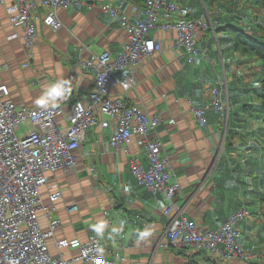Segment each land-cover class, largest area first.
Returning a JSON list of instances; mask_svg holds the SVG:
<instances>
[{"label": "crops", "instance_id": "1", "mask_svg": "<svg viewBox=\"0 0 264 264\" xmlns=\"http://www.w3.org/2000/svg\"><path fill=\"white\" fill-rule=\"evenodd\" d=\"M14 1L0 0L1 83L8 86L10 99L17 106L41 108L35 100L42 90L53 80H68L72 91L56 106L63 109L64 114L57 122L64 130L73 103L86 102L94 87L95 69L87 68L83 63L103 53L117 58L128 41L127 32L101 7L108 3L118 6L125 1L122 12L130 20L139 21L144 18L145 0H76L80 5L57 11L61 23L58 31L44 25L45 11L41 9L35 21L37 36L31 48L24 42L23 29L10 23L7 8ZM178 2L190 8L189 18H198L207 10L213 20L219 15V30L234 27L238 22L252 37L260 35L255 30L264 21V16L255 14V0H235V4L231 0L232 3L225 5L214 4L215 0H201L202 5L199 0ZM220 10L226 13L225 16ZM175 17L162 12V22L174 21ZM243 18L247 25L240 22ZM176 36L175 31L152 33L161 49L140 67L131 90L124 92L116 86L111 89V96L122 97L127 105L139 107L147 116L160 117L162 124L152 137L162 143L163 157L169 161L173 177L180 183L176 202L186 206V216L195 220L200 229L214 230L242 208L264 215V176L260 175L264 174V142L256 137L259 131H264V111L259 114L250 110L248 106L254 102L248 95L237 96L250 88L248 83L260 81L262 76L242 71L248 69L247 57L240 54L239 59L234 58L238 52L227 33L219 32L218 44L212 34L199 35L198 47L209 52L215 65L202 63L196 67L188 63L182 48L173 49ZM258 62L263 69L262 63ZM224 78L231 109L227 136L222 138L227 128L224 115L210 112L208 125L201 128L194 118L192 106L210 105L213 100L211 89L223 85ZM232 91L234 96H231ZM240 109L244 112H239ZM112 131L113 126L106 130L100 126L89 129L85 142L75 152V169L47 174L48 182L41 190V206L48 208L60 221L54 236L47 239L52 256L61 253L69 264H78L72 261L79 256L78 246L91 235H97L92 225L104 222V235L97 236L106 249L107 258L117 264L264 263V218L254 222L249 218L239 225L241 237L238 242L252 256L247 262L224 259L191 248L160 247L159 241L168 222L163 214L167 202L162 195L155 199L131 175L134 159L148 166L145 152L136 143L137 137L132 138L130 153L125 154L109 146ZM217 151L221 156L217 169L220 172L213 173ZM258 174L262 178V186L259 185L262 194L255 191ZM56 191L62 196L52 202L50 196ZM70 206L76 208L69 211ZM39 222L42 231H47L48 221L43 209H40ZM113 228L117 232L113 233ZM144 228H149L151 235L137 246L135 233ZM62 240L75 243V247L59 250L56 243Z\"/></svg>", "mask_w": 264, "mask_h": 264}, {"label": "built area", "instance_id": "2", "mask_svg": "<svg viewBox=\"0 0 264 264\" xmlns=\"http://www.w3.org/2000/svg\"><path fill=\"white\" fill-rule=\"evenodd\" d=\"M78 5L80 2L76 0H15L8 13L10 22L23 29L24 42L31 47L37 35L35 21L39 10L45 11L42 18L44 25L57 31L61 28L57 11ZM125 5L122 1L118 6L108 3L101 7L112 20H118L119 26L127 32L128 41L117 58L103 53L83 63L87 68L95 69L94 87L86 102L73 103L64 130L57 122V118L64 114L61 107L17 106L10 99L8 86L1 83L0 78V264H69L63 254L52 256L49 252L47 239L54 236L60 221L52 216L48 208L41 206V190L48 182V173L75 169V152L85 142L89 129L96 126L103 130L113 126L109 146L114 150L130 153L129 145L136 136L138 147L145 152L148 166L134 159L130 171L139 186L150 191L155 199L162 195L167 202L163 214L168 222L159 241L160 247L191 248L241 262L252 259L238 242L241 237L239 225L252 216L251 211L242 208L233 212L216 229H200L195 220L186 216V206L176 202L180 183L174 179L170 163L163 157L162 143L152 137L162 120L158 116H147L139 107L129 106L122 97L113 98L110 93L116 86L124 92L135 86L140 67L161 49L159 42L152 37V33L158 30L176 32L177 41L173 49L184 48L189 64L214 65L208 51H200L197 45L201 33L209 29L214 32L212 17L205 10L199 18L188 19L189 10L177 0H145L144 18L131 21L122 12ZM133 11L137 9L133 8ZM162 12L176 16V19L162 22ZM214 35L216 37L215 32ZM221 88L211 90L213 106H192V113L200 127L208 123L211 109L223 108ZM224 92L228 94L226 85ZM224 111V116H228L229 108ZM169 122L174 123L173 120ZM61 196L62 193L56 191L50 200L54 202ZM75 208L70 206L67 209L73 211ZM40 209H43L48 221L47 231H42L40 226ZM56 246L60 250L75 247V243L62 240ZM78 248L79 256L73 262L117 264L107 258L106 249L95 234Z\"/></svg>", "mask_w": 264, "mask_h": 264}, {"label": "rangeland", "instance_id": "3", "mask_svg": "<svg viewBox=\"0 0 264 264\" xmlns=\"http://www.w3.org/2000/svg\"><path fill=\"white\" fill-rule=\"evenodd\" d=\"M200 1V3H201V5H202V2H201V0H199ZM206 1H208V0H206ZM15 2V1H14ZM177 2H178V0H177ZM230 2H231V0H215V2H214V4H219V5H225V3H227V4H230ZM179 3V2H178ZM180 4V3H179ZM182 5V4H181ZM250 7H252L251 5H250ZM185 8H187L188 10H189V12L191 13V10H190V8L189 7H185ZM263 7L262 6H258L257 5V7H256V9H255V14L256 15H261L262 17L264 16V11H263ZM7 12H8V8H7ZM220 12H221V14H222V16H225V14L226 13H223L221 10H220ZM262 12H263V14H262ZM9 14V13H8ZM191 15L189 14V16H188V19H196V18H189ZM229 16H230V14H229ZM231 17H234V16H231ZM199 18V17H198ZM9 19H10V15H9ZM58 19V18H57ZM163 20V19H162ZM243 20H244V22L242 23V24H248V22H247V20L245 19V18H243ZM242 20V21H243ZM118 21V20H117ZM131 21H133V20H131ZM215 21H217V23H215ZM60 22V21H59ZM213 22H214V25H215V28H220V24H219V22H220V20H218V18L217 19H215V20H213ZM259 22V21H258ZM11 23V22H10ZM119 23V22H118ZM12 24V23H11ZM245 25V26H246ZM256 25V24H255ZM234 27L235 28H240V29H243V28H241V25H240V23H238V22H235L234 23ZM247 27V26H246ZM121 28V27H120ZM61 29V28H60ZM59 29V30H60ZM52 30V29H51ZM219 30V29H218ZM260 30H262L263 32H264V21L262 22V24L261 25H259L258 27H257V29L255 30L257 33H259L260 34ZM54 31V30H53ZM58 31V30H57ZM208 34H212L213 36H214V39H215V41H216V43L218 44V33H216L215 31V34H216V37H215V35H214V32L212 31V30H207L206 31ZM205 32H203V33H201V34H204ZM200 34V35H201ZM37 36V35H36ZM199 37V36H198ZM256 38H259L258 37V35L257 36H255ZM35 40V39H34ZM177 41V36H176V40H175V42ZM175 42H174V45H175ZM197 42H198V40H197ZM26 44V43H25ZM34 44V43H33ZM174 45H172V47H174ZM197 45H198V43H197ZM27 46V45H26ZM33 46V45H32ZM31 46V47H32ZM31 47H28V48H31ZM124 47V46H123ZM182 48V47H181ZM180 47L179 48H177V49H181ZM185 52H186V50L184 49V48H182ZM205 48H202V49H199L200 51H202V50H204ZM123 50V49H122ZM122 52V51H121ZM120 52V53H121ZM208 55H209V52H208ZM239 55L240 54H238V53H235L234 54V58L236 59V57H237V59H239L240 57H239ZM187 56V55H186ZM233 56V55H232ZM236 59V60H237ZM86 63V62H85ZM202 64V63H201ZM201 64H198V65H193L192 64V66H194V67H196V66H200ZM214 65H215V63H214ZM246 65H247V67H248V69H246V68H243V72H245L246 71V73H249V74H253L254 76H256V77H258V76H262V79L259 81V79H256V80H254L253 82H250V83H248V85L249 86H247V87H250V88H245V92H241V94L240 93H237V96H244V95H248L247 97H249L250 99H252V102H254V104H250V100H248L247 101V103H249L250 105L248 106V108L250 109V110H252V111H254V112H257V113H259V114H261L263 111H264V106L262 105V101L260 100V93H261V85H262V82H264V69H262V67H261V64L258 62V61H256V60H252V61H248L247 63H246ZM245 70V71H244ZM238 74H240V71H238ZM254 83V84H253ZM227 84V82H226V78H224V84L222 85V84H219L218 86H216L215 88H218V89H220L221 88V85H222V88H221V90H220V96H223V98H222V100H220L221 101V103L223 104V108H221V109H211L210 111H209V113L210 112H212V111H215V112H217V113H220V114H222V116L223 115H225V112L226 111H224L225 109L226 110H228V108H229V111H230V109H231V107H230V103H229V91H228V88H227V91H228V94H225V92H224V89H225V85ZM235 85H237L236 83H235ZM251 89V91H249ZM212 90V89H211ZM230 90H231V88H230ZM253 90V91H252ZM10 91V90H9ZM239 91H241V90H239ZM262 92H263V90H262ZM244 93V94H243ZM231 96H234V93H233V91H232V94H231ZM225 97H226V99H225ZM211 106H213V104L211 103L210 104ZM239 112H244L243 111V109H240V111ZM225 117V119H226V126H227V128H226V130L223 132V135L226 137L227 136V130H228V120H229V115L228 116H224ZM23 128V127H22ZM21 128V129H22ZM18 134L20 135V132H18ZM256 137H257V139L259 140V141H261V142H264V131L262 130V131H259L258 133H257V135H256ZM249 144H250V142H249ZM251 145V144H250ZM221 153V152H220ZM220 160H221V156H220V154H219V151H217L216 152V156H215V160H214V164H213V173H216V172H220V170H218L217 171V169H218V167H219V164H220ZM260 175L261 176H264V174L263 173H260ZM260 175L258 174L257 175V177H255V179H256V192L257 193H259V194H262V192L263 191H261L260 189H259V185L260 186H262L261 185V182H262V178L260 179ZM251 182H254V180L253 179H251ZM263 187H264V184H263ZM259 205V204H258ZM264 205V204H263ZM252 209H253V207H252ZM253 214H255L254 216H251L250 217V220L252 221V222H254V221H257L259 218L260 219H263L264 218V215H260L259 214V212H255V213H252V215ZM264 264V263H263Z\"/></svg>", "mask_w": 264, "mask_h": 264}, {"label": "clouds", "instance_id": "4", "mask_svg": "<svg viewBox=\"0 0 264 264\" xmlns=\"http://www.w3.org/2000/svg\"><path fill=\"white\" fill-rule=\"evenodd\" d=\"M241 21L242 19H240V22ZM217 30L218 28L214 27V31L216 33H217ZM71 91L72 89H71V86L68 80L66 79L53 80L42 90L41 95L38 98H36L35 104L38 107H41L44 109L55 108L60 101L65 99L71 93ZM223 137L225 138L224 135L222 136V138ZM105 227L106 225L104 222H99L97 224L92 225L93 231H95L96 234L101 237L104 235ZM112 232L113 233L117 232V229L113 228ZM150 235H151V230L149 228L138 229L135 233V237H136L135 243L137 244V246H139L141 242L146 240V238H148Z\"/></svg>", "mask_w": 264, "mask_h": 264}, {"label": "trees", "instance_id": "5", "mask_svg": "<svg viewBox=\"0 0 264 264\" xmlns=\"http://www.w3.org/2000/svg\"><path fill=\"white\" fill-rule=\"evenodd\" d=\"M232 2L235 4V0H232ZM255 4L256 6L258 5L264 8V0H255ZM219 32H224L231 36L235 51L242 56H246L247 61H260L264 67V32L262 30H260V35H258L259 38L257 39L244 32L242 29L234 28L233 26H227L217 30L218 34ZM260 91V100L264 106V82H262Z\"/></svg>", "mask_w": 264, "mask_h": 264}, {"label": "bare ground", "instance_id": "6", "mask_svg": "<svg viewBox=\"0 0 264 264\" xmlns=\"http://www.w3.org/2000/svg\"><path fill=\"white\" fill-rule=\"evenodd\" d=\"M208 125V123L204 126V127H206ZM200 127V126H199ZM201 128H203V127H201ZM69 172V171H68Z\"/></svg>", "mask_w": 264, "mask_h": 264}]
</instances>
